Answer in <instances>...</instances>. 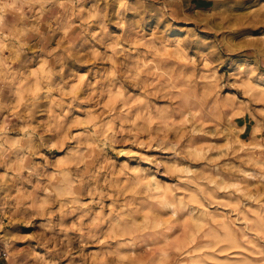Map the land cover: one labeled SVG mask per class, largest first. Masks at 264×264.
Here are the masks:
<instances>
[{"label":"clouds","instance_id":"1","mask_svg":"<svg viewBox=\"0 0 264 264\" xmlns=\"http://www.w3.org/2000/svg\"><path fill=\"white\" fill-rule=\"evenodd\" d=\"M212 3L0 0V264H264V0Z\"/></svg>","mask_w":264,"mask_h":264},{"label":"rangeland","instance_id":"2","mask_svg":"<svg viewBox=\"0 0 264 264\" xmlns=\"http://www.w3.org/2000/svg\"><path fill=\"white\" fill-rule=\"evenodd\" d=\"M196 2H197V7L202 8V9H211L213 5L212 0H196ZM255 3H256V0H248V4L251 7H255ZM154 26H155L154 22L149 25L150 28ZM173 26H174L175 31L172 34L176 36L182 35L179 29L185 26V22L180 21V20L174 21ZM231 27H232L233 33L237 35V37H239L240 34H243V33H250L252 35L264 34V17L253 18L251 16H241L232 22ZM112 30L115 31V29H112ZM231 43H232V47L236 49L234 52L230 54L231 58L235 59L238 63H241L244 60L250 58L249 50L256 44V41L242 40V39L237 38L235 41ZM225 55L228 56L229 53H225ZM230 62L231 61L229 60L225 63V66L222 69V72L231 71V69L228 68V63ZM227 91L239 96V93L237 92L236 89H228ZM83 107H87V106H83ZM77 115H83V113H77ZM236 122L240 126H243L245 122L248 123L247 130L240 137L242 140L247 141L252 132L253 122L248 117H245L244 120H237ZM73 131L74 132L80 131V129H73ZM143 139L147 140L149 138L144 137ZM212 142L220 143L222 142V138L220 140H216ZM120 147L123 148L125 151L130 149L132 152L140 153L141 155H157V156L159 155V153L153 147H137L136 145H133V144H125V145H121ZM168 155H171V154H168ZM196 155L199 156L200 153H197ZM122 159L135 161L139 159V157L138 156H132V157L125 156V157H122ZM167 162L171 163L173 161L170 160ZM160 179L162 181L167 180L169 182H174V178H170V177H160ZM252 207L258 208L259 206L252 205ZM165 222L166 221H164V223ZM7 230L17 233L20 236H26L33 231L32 229L25 228L20 224L13 225ZM191 234H192L191 229H189V231L184 233L183 235H180V233L177 232V235L179 236V239L176 240L177 246H182L185 243L187 236ZM29 244L35 245V241L22 240L17 243V247L24 248L26 245H29ZM195 247L196 245L193 244L191 248L188 249V251H192L193 249H195ZM37 250L42 251L41 249H37ZM99 250H100V246H97V245H92L89 248L85 249V251L88 253H94ZM122 251L127 252L128 250H122ZM154 252H155V249L150 250L148 248H143V249L137 248L136 250L132 251L129 254V258L124 262V264H148L149 258L154 255ZM217 253H219L218 249L216 250V252L203 253L202 255H207L209 259L206 261H203L202 264H216V261L224 260L228 258V255H226L225 253H220L219 255H217Z\"/></svg>","mask_w":264,"mask_h":264},{"label":"bare ground","instance_id":"3","mask_svg":"<svg viewBox=\"0 0 264 264\" xmlns=\"http://www.w3.org/2000/svg\"><path fill=\"white\" fill-rule=\"evenodd\" d=\"M214 7H215V5L213 4L211 8H214ZM165 223H166V222H165Z\"/></svg>","mask_w":264,"mask_h":264}]
</instances>
